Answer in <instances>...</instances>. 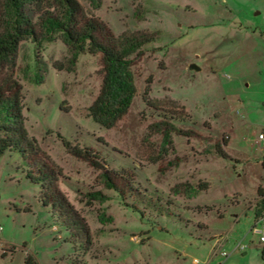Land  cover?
I'll return each mask as SVG.
<instances>
[{
    "label": "rangeland",
    "instance_id": "374dc122",
    "mask_svg": "<svg viewBox=\"0 0 264 264\" xmlns=\"http://www.w3.org/2000/svg\"><path fill=\"white\" fill-rule=\"evenodd\" d=\"M95 15L114 37L157 34L135 67L138 96L114 129L98 126L83 115L99 94L98 58L82 55L76 73L57 72L66 49L48 48L44 84L23 89L25 129L39 152L0 157V264H25L27 254L37 264H264L253 234L264 218V0H103ZM159 108L189 116L174 124L196 136L173 134L165 149L159 135L143 142ZM63 142L91 149L128 183L124 200L103 191L113 223L79 203L102 190L98 173ZM217 142L226 158L206 152ZM31 169L60 174L59 191L92 245L83 224L73 238L59 208L43 205V184L25 176ZM186 182L208 190L172 192Z\"/></svg>",
    "mask_w": 264,
    "mask_h": 264
},
{
    "label": "trees",
    "instance_id": "16d2710c",
    "mask_svg": "<svg viewBox=\"0 0 264 264\" xmlns=\"http://www.w3.org/2000/svg\"><path fill=\"white\" fill-rule=\"evenodd\" d=\"M102 5L103 0H0V157L6 152L25 154L30 149L39 152L36 141L29 139L25 129L23 89L25 85L44 84L48 71L44 55L51 45L57 43L66 49V57L53 66L57 72L76 73L82 55L98 58L101 81L99 94L84 109L83 115L107 130L114 129L127 115L138 96L135 67L147 53L146 47L155 42L157 34L126 32L114 37L95 15ZM156 111L160 121L148 126V134L143 142L150 136L159 135L162 137V148L165 149L171 146L173 134L196 136L194 132L177 128L174 124L183 122L185 118L189 120V116L184 118L163 108ZM63 144L69 154L98 173L95 184L102 190L91 189L81 193L79 203L89 212L95 211L100 224L113 223V218L103 209L109 201L103 191H116L124 200L128 183L119 174L110 171L91 149L73 147L68 142ZM213 151L226 158L219 142L206 152ZM169 166L178 164L174 161ZM58 175L51 170L40 175L33 169L25 173L32 184H43L41 202L45 207L56 205L59 208L62 223L70 236L81 238L78 225L83 224L88 245H92L85 219L59 191ZM206 190L207 184H200L197 190L186 182L176 185L172 192L177 196L191 197L198 191ZM258 195L261 199L257 203L259 209L264 205V191L259 190ZM25 264L37 263L27 254Z\"/></svg>",
    "mask_w": 264,
    "mask_h": 264
},
{
    "label": "built area",
    "instance_id": "2783aa9c",
    "mask_svg": "<svg viewBox=\"0 0 264 264\" xmlns=\"http://www.w3.org/2000/svg\"><path fill=\"white\" fill-rule=\"evenodd\" d=\"M259 142L264 147V135L259 136ZM2 233V227H0V234ZM253 234L257 235L261 244L264 245V218L259 221L253 228ZM1 247V244H0Z\"/></svg>",
    "mask_w": 264,
    "mask_h": 264
},
{
    "label": "water",
    "instance_id": "95a60500",
    "mask_svg": "<svg viewBox=\"0 0 264 264\" xmlns=\"http://www.w3.org/2000/svg\"><path fill=\"white\" fill-rule=\"evenodd\" d=\"M192 69L194 70H198V68L196 66H192Z\"/></svg>",
    "mask_w": 264,
    "mask_h": 264
}]
</instances>
